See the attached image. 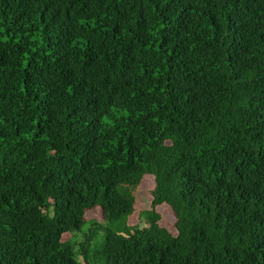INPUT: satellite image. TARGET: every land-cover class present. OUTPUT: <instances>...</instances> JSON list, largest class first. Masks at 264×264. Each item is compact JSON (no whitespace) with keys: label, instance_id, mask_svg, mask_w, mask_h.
Returning <instances> with one entry per match:
<instances>
[{"label":"trees","instance_id":"1","mask_svg":"<svg viewBox=\"0 0 264 264\" xmlns=\"http://www.w3.org/2000/svg\"><path fill=\"white\" fill-rule=\"evenodd\" d=\"M98 229L95 264H264V0H0V264Z\"/></svg>","mask_w":264,"mask_h":264},{"label":"rangeland","instance_id":"2","mask_svg":"<svg viewBox=\"0 0 264 264\" xmlns=\"http://www.w3.org/2000/svg\"><path fill=\"white\" fill-rule=\"evenodd\" d=\"M154 187H155V177L153 175L146 176L143 179L142 186H141L139 205L140 204L144 206L148 205L151 199L150 191ZM157 210L159 211L161 215L160 224L165 226L171 232L177 233V230L174 226L175 215L173 211L171 210V208L166 204H162L157 207ZM87 218L89 222L87 223L86 226H84V228L81 231L74 232L71 234L66 233L63 235V240L70 239L73 243L77 245V249H80L81 243H83L86 240L88 233L92 230V225H91L92 221L94 220L102 221L101 222L102 225H106V226L107 224H109L103 221L99 209L89 211L87 213ZM128 222L130 225H134L137 223H139L142 227L145 225L144 221L142 222L141 220L140 222L139 217H138V212L134 213V215H132L129 218ZM119 232H121L122 234L126 233L125 229H120ZM103 233H104L103 229L102 230L98 229L97 235L94 238H92L90 242H87L84 244V247L82 249L84 251V254H79V260L82 264H95L94 259H93V250L95 246L101 242Z\"/></svg>","mask_w":264,"mask_h":264}]
</instances>
